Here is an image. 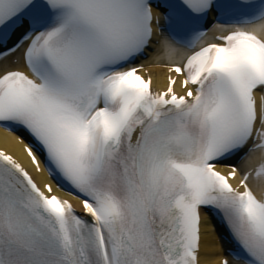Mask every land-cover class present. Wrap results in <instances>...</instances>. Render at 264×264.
Segmentation results:
<instances>
[{
	"label": "snow or ice",
	"instance_id": "1",
	"mask_svg": "<svg viewBox=\"0 0 264 264\" xmlns=\"http://www.w3.org/2000/svg\"><path fill=\"white\" fill-rule=\"evenodd\" d=\"M0 132V264H264V0H0Z\"/></svg>",
	"mask_w": 264,
	"mask_h": 264
},
{
	"label": "bare ground",
	"instance_id": "2",
	"mask_svg": "<svg viewBox=\"0 0 264 264\" xmlns=\"http://www.w3.org/2000/svg\"><path fill=\"white\" fill-rule=\"evenodd\" d=\"M153 74L155 77H157L159 79V82L161 81L162 83L164 82V70L163 69H158V68H154L153 69ZM5 147V139H4V134L2 132H0V148H4ZM37 181L40 184H43L47 178L45 175H41V174H35ZM217 234L213 233L212 228L209 226L208 229V234L205 237V241L207 244L211 245L213 243H217Z\"/></svg>",
	"mask_w": 264,
	"mask_h": 264
}]
</instances>
